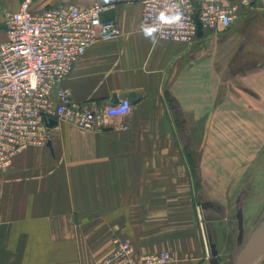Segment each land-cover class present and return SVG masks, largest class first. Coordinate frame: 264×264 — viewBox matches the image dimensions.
<instances>
[{"label":"crops","instance_id":"obj_1","mask_svg":"<svg viewBox=\"0 0 264 264\" xmlns=\"http://www.w3.org/2000/svg\"><path fill=\"white\" fill-rule=\"evenodd\" d=\"M22 1L0 0V44ZM32 1L104 5L120 33L89 47L64 86L96 112L132 92L136 101L95 128L54 119L50 143L0 171V264H101L116 238L135 254L169 250L166 264H211L207 216L264 143V128L244 126L264 121V0H233L232 25L193 44L141 31L143 0Z\"/></svg>","mask_w":264,"mask_h":264},{"label":"built area","instance_id":"obj_2","mask_svg":"<svg viewBox=\"0 0 264 264\" xmlns=\"http://www.w3.org/2000/svg\"><path fill=\"white\" fill-rule=\"evenodd\" d=\"M104 9L94 3L35 10L32 0H23L18 11L7 15L8 39L0 44V171L23 149L50 142L54 135L50 124L56 118L90 129L102 116L130 114L133 105L128 97L96 112L78 106L64 86L89 47L119 35L117 21L101 17ZM236 9L233 0H143L139 28L193 44L198 20L203 33L227 29ZM115 243L101 264H166L173 259L169 250L135 254L129 240L116 238Z\"/></svg>","mask_w":264,"mask_h":264},{"label":"rangeland","instance_id":"obj_3","mask_svg":"<svg viewBox=\"0 0 264 264\" xmlns=\"http://www.w3.org/2000/svg\"><path fill=\"white\" fill-rule=\"evenodd\" d=\"M248 125V126H247ZM262 132L264 121H249L244 122V126L251 131L256 128ZM243 129L240 123L234 122L232 130L236 135ZM245 129V128H244ZM261 130V131H260ZM234 135L237 144H240L239 139ZM237 154V152L235 151ZM256 156L246 170L241 171L242 178L237 180L236 187L232 194L231 200L218 201L220 209L218 213L212 216H207L211 220L210 233L211 241L209 240V250L212 256V242L215 244L219 259L222 264H235L238 255L240 254L245 243L251 237L253 232L264 224V143L257 146ZM199 166V164H198ZM238 210L243 214V241L239 243V225L237 213ZM264 259V251L261 252L259 258Z\"/></svg>","mask_w":264,"mask_h":264},{"label":"water","instance_id":"obj_4","mask_svg":"<svg viewBox=\"0 0 264 264\" xmlns=\"http://www.w3.org/2000/svg\"><path fill=\"white\" fill-rule=\"evenodd\" d=\"M202 35H203V30L201 27V23L198 20V36H202ZM129 99L131 100L132 103L136 101L135 94L133 92L129 95ZM53 125H55V120L51 121L50 126ZM202 206L203 207L214 206V204L212 202L203 201ZM237 218L239 225V243H241L243 241V214L241 210L238 211ZM210 241H211V237H210ZM215 247H216L215 244L212 242L213 258L211 259V264H221L217 256V250ZM263 248H264V224L258 227L253 232V234L248 239V241L245 243L244 247L242 248L240 254L237 257L235 264H264L263 258H261L257 262H253L255 256Z\"/></svg>","mask_w":264,"mask_h":264},{"label":"bare ground","instance_id":"obj_5","mask_svg":"<svg viewBox=\"0 0 264 264\" xmlns=\"http://www.w3.org/2000/svg\"><path fill=\"white\" fill-rule=\"evenodd\" d=\"M262 251H264V248L261 249L260 252L255 256L253 262H257V261H259L262 258V257L259 258V256H260V254H261Z\"/></svg>","mask_w":264,"mask_h":264},{"label":"clouds","instance_id":"obj_6","mask_svg":"<svg viewBox=\"0 0 264 264\" xmlns=\"http://www.w3.org/2000/svg\"><path fill=\"white\" fill-rule=\"evenodd\" d=\"M178 19V17H176ZM154 31V29H146V34L151 35V32Z\"/></svg>","mask_w":264,"mask_h":264}]
</instances>
